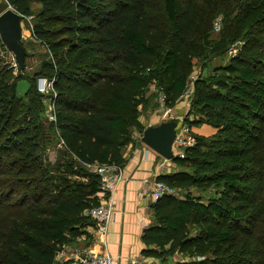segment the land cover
Returning <instances> with one entry per match:
<instances>
[{"label":"trees","instance_id":"16d2710c","mask_svg":"<svg viewBox=\"0 0 264 264\" xmlns=\"http://www.w3.org/2000/svg\"><path fill=\"white\" fill-rule=\"evenodd\" d=\"M205 1L5 0L23 17L41 7L33 38L51 58L27 74L23 43L25 68L14 76L0 38V264H61L64 246L89 247L95 222L86 213L101 202L92 167H124L126 148L140 143L134 131L145 130L140 107L153 83L167 107L181 102L207 59L193 41ZM213 2V16L233 7L235 30L210 50L221 64L194 82L188 123L218 134L196 136L157 178L174 194L152 204L142 254L160 264H264V0ZM39 78L53 82L51 95L39 92ZM47 100L54 122L44 119ZM60 144L52 165L47 150ZM212 187L222 189L215 198L195 192Z\"/></svg>","mask_w":264,"mask_h":264},{"label":"rangeland","instance_id":"374dc122","mask_svg":"<svg viewBox=\"0 0 264 264\" xmlns=\"http://www.w3.org/2000/svg\"><path fill=\"white\" fill-rule=\"evenodd\" d=\"M205 3L211 4L209 7L205 8L204 13L201 15V23L198 26L197 33L195 34V37L193 39L194 42L203 45L206 51V56L207 59H205L204 63H198L196 66V70L193 73L192 76H200L202 73V69L204 70L203 74H210L212 73L218 65L221 64V57L220 58H213L211 52L212 47H214V44L217 43L220 39L225 36H231L232 33L235 30V25H234V20L232 19V16L228 17V12H230L233 7L228 9L227 11H223L220 13H217L216 15L213 16V10H215V5L213 0H206ZM7 7V3H5V0H0V12H2L5 8ZM34 14L32 16H29L30 18V25H32L37 20V15L40 12V6L39 5H34ZM8 8V7H7ZM24 19V18H23ZM221 19V28L219 32L215 31L214 29V24L216 20ZM26 19L23 21V36L25 38L24 40V45L27 47L28 51L30 52V56L26 59V69L25 72L27 74L33 75L35 72L40 68L41 64L45 60H49L51 58V54L45 53L44 48L41 46L40 43H37L35 39L33 38V30L31 27H29V24ZM207 34V36L205 35ZM243 43L237 42L233 44L232 46H235L237 48V54L242 47ZM230 46V48L232 47ZM238 46V47H237ZM211 50V51H210ZM1 57H5V61L7 64L10 65V68L14 70V76L18 75V66L14 61V58L12 54L7 50V53L5 54L4 51L1 53ZM228 59L229 56L227 55ZM203 62V61H202ZM224 63V62H223ZM203 67V68H202ZM38 84V90L42 89V79L39 78L37 80ZM194 83L191 82L189 87H193ZM29 87V83L27 80H22L19 84V90L21 94L26 92V90ZM193 90V89H192ZM40 92V91H39ZM52 92H49L48 94H45L47 96L51 95ZM156 95V96H155ZM192 91L190 94L184 98L181 99V102L179 103V108L174 107V119L178 121L180 124L184 119L188 121V119L194 121V115L191 113L192 110V104H193V98L191 97ZM145 97L150 100V102L146 105H143L140 107V121L144 128H148L149 126H157L163 122H168L171 121V119H166L164 116V113L162 111V106L161 103L158 100V93L154 91L151 86L150 90H148L145 93ZM154 97V100H153ZM53 105L49 100L46 101V112H45V120L47 122H53L52 116L54 113H52ZM198 120V117L195 118ZM184 120V121H185ZM185 121V122H187ZM198 122V121H197ZM194 132L197 133V137H202L207 140H211L212 138H215L216 135L218 134V129L213 128L212 126L208 125L205 122L202 123H194ZM141 132L139 131H134L133 135L136 141L141 142V137H142ZM62 144V143H61ZM61 144L58 147H55V149L47 150L48 154V160L52 163V165H55L56 162L61 158ZM208 148H205L204 151L206 152ZM54 151V152H52ZM168 169H173L174 170V164L173 161L168 163ZM172 170V171H173ZM179 170V169H178ZM219 189L218 187H212L211 189L205 190V191H195L196 194H201L203 196L204 200H207L209 198H215L218 196ZM264 193V192H263ZM263 220V222H262ZM257 234H260V231L264 230V216L261 219V222L258 223L257 225ZM178 257H174V259H177ZM173 262H169V264H172Z\"/></svg>","mask_w":264,"mask_h":264},{"label":"crops","instance_id":"0c3cea01","mask_svg":"<svg viewBox=\"0 0 264 264\" xmlns=\"http://www.w3.org/2000/svg\"><path fill=\"white\" fill-rule=\"evenodd\" d=\"M176 108H179V103ZM124 156L126 163L122 168L123 180L112 200L113 219L102 231L95 226L88 229L93 241L86 249L96 254L108 253L114 256V264H160L158 260L142 254L145 249L144 231L154 221L152 202L144 192L142 181L158 178L160 174L173 169L160 170L162 157L142 142L128 146ZM69 248H83V241Z\"/></svg>","mask_w":264,"mask_h":264},{"label":"built area","instance_id":"2783aa9c","mask_svg":"<svg viewBox=\"0 0 264 264\" xmlns=\"http://www.w3.org/2000/svg\"><path fill=\"white\" fill-rule=\"evenodd\" d=\"M29 23V17H23ZM29 26L33 29L32 25ZM221 28V19L216 20L214 24L215 31L219 32ZM238 47V46H237ZM237 52V48L232 46L228 51L229 58L234 57ZM198 77L191 76L190 80L194 83ZM42 89L39 91L43 94H48L49 92H54L53 90V82L48 81L46 79H42ZM190 84V81H189ZM151 88L158 93V100L161 103L162 111L166 119H174V111L173 108H169L166 106V95L158 89V87L153 83ZM193 87H189L183 94L182 98L188 96L192 91ZM53 105V104H52ZM51 121L56 120L55 114V106L53 105ZM185 120V119H184ZM182 121L180 124L178 123L177 132L175 141L173 144V154L175 158H185L186 150L190 147L195 146L196 144V134L194 126L189 125L188 122H192V120L188 119ZM178 122V121H177ZM171 162L162 158V162L159 165V169L163 170L168 168L167 164ZM92 170L101 178V186L100 192L98 197L100 198L101 202L100 205L97 207L92 208L91 210L87 211L86 215H88L94 222L95 227L99 230H104L105 227L112 221L113 219V207H112V200L113 196L118 189L120 182L123 180V172L122 168L116 165H96L92 167ZM143 186L145 188V193L151 199L152 204L157 202L163 196L168 194H174V191L170 189L166 184L157 180V178L151 179H144L142 181ZM56 260L61 264H114L115 258L114 256L108 253H100L96 254L88 249H75L71 250L69 246H64L56 256Z\"/></svg>","mask_w":264,"mask_h":264},{"label":"water","instance_id":"95a60500","mask_svg":"<svg viewBox=\"0 0 264 264\" xmlns=\"http://www.w3.org/2000/svg\"><path fill=\"white\" fill-rule=\"evenodd\" d=\"M23 16L11 7L0 14V38L6 49L12 54L19 71L25 68L26 49L23 46ZM178 122L171 120L157 126H149L142 134L141 142L162 158L173 161V144Z\"/></svg>","mask_w":264,"mask_h":264}]
</instances>
